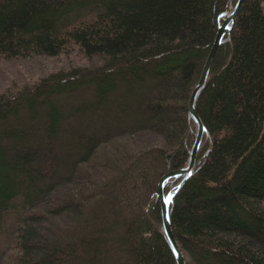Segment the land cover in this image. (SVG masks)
Here are the masks:
<instances>
[{
  "label": "trees",
  "instance_id": "16d2710c",
  "mask_svg": "<svg viewBox=\"0 0 264 264\" xmlns=\"http://www.w3.org/2000/svg\"><path fill=\"white\" fill-rule=\"evenodd\" d=\"M231 2L0 0V60L90 64L0 92V264H176L155 191L188 163ZM263 2L244 0L195 102L205 131L168 208L185 264H264Z\"/></svg>",
  "mask_w": 264,
  "mask_h": 264
},
{
  "label": "water",
  "instance_id": "95a60500",
  "mask_svg": "<svg viewBox=\"0 0 264 264\" xmlns=\"http://www.w3.org/2000/svg\"><path fill=\"white\" fill-rule=\"evenodd\" d=\"M243 2H244V0H237L233 9H232V3H230L229 12L224 13L223 21L217 28V32H216L213 44H212L210 51L208 53V56L205 60V63H204V66L202 68V71L200 73L198 82L196 83L195 87L193 88V90L191 92V95H190V98L188 101V118L192 119L195 122L196 135H195L193 145L189 151L188 163H187L185 168H182L179 170H174V171L168 172L165 175H163L160 178L158 185L156 187L155 194L158 197L159 202H160V206H161L162 229H163V231L167 237L168 243H169V245L173 251V254H174L175 259H176V264H185V262H184V258L182 256L181 250L179 249V247L175 241V238L173 236L172 230H171L169 215H168V208H169L170 203L166 204L165 201L168 200L169 197H171V199H172V196L174 195V193L181 187V185L185 182V180L190 176V174L192 172L196 152L200 146L202 136H203L204 131H205V128H204L202 122L200 121L196 111H195V102H196V99H197L202 87L205 84V81H206L207 75H208V71L210 68V64H211V61L215 55V52H216L217 48L219 47V45L224 41V36L225 35L229 36L231 29L234 25L236 16H237ZM179 176H185V177L181 181V183L179 184L178 188L175 191H173L167 195H164L163 186H164L165 182L169 178L179 177Z\"/></svg>",
  "mask_w": 264,
  "mask_h": 264
},
{
  "label": "rangeland",
  "instance_id": "374dc122",
  "mask_svg": "<svg viewBox=\"0 0 264 264\" xmlns=\"http://www.w3.org/2000/svg\"><path fill=\"white\" fill-rule=\"evenodd\" d=\"M25 61L19 59L0 60V92L6 88H16L29 84L50 72L74 66L90 65L87 64L88 62L79 54L76 48L72 49L66 56L60 55L57 58L39 57Z\"/></svg>",
  "mask_w": 264,
  "mask_h": 264
},
{
  "label": "snow or ice",
  "instance_id": "6c2138e0",
  "mask_svg": "<svg viewBox=\"0 0 264 264\" xmlns=\"http://www.w3.org/2000/svg\"><path fill=\"white\" fill-rule=\"evenodd\" d=\"M166 204L171 203V197L168 198V200L165 201Z\"/></svg>",
  "mask_w": 264,
  "mask_h": 264
}]
</instances>
